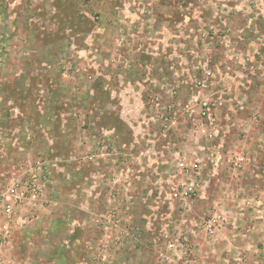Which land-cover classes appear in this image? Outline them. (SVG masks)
<instances>
[{"label":"rangeland","instance_id":"1","mask_svg":"<svg viewBox=\"0 0 264 264\" xmlns=\"http://www.w3.org/2000/svg\"><path fill=\"white\" fill-rule=\"evenodd\" d=\"M204 98L221 105L217 131L207 126L204 136L193 132L186 143L189 153L206 149L203 169L212 166L188 206L185 226L195 231L210 216L220 218L219 230L231 225L209 201L224 191L214 188L221 172L248 165L264 179V0H0V264H115L124 251L103 253L97 214L107 206L88 197L83 158L91 150L122 148L131 153L127 165L134 171L141 165L146 174L153 158L136 157L147 148L144 141L130 146L136 126L129 105H142L145 119L156 100ZM221 115L230 120L222 124ZM144 123H136L137 135L148 138ZM248 135L257 146L252 157L229 145ZM38 162L33 178L29 168ZM25 181L45 198L28 205L15 199ZM131 188L136 202L121 211L141 229L139 240L149 235L146 261L166 264L157 258L166 253L160 231L166 223L183 227L181 206L146 200L154 192L149 179ZM250 190L257 197L245 207L264 225L261 187ZM25 213L32 221L21 227ZM152 214L161 216L147 217ZM125 252L118 264H136V252ZM190 254L192 245L184 257Z\"/></svg>","mask_w":264,"mask_h":264},{"label":"built area","instance_id":"2","mask_svg":"<svg viewBox=\"0 0 264 264\" xmlns=\"http://www.w3.org/2000/svg\"><path fill=\"white\" fill-rule=\"evenodd\" d=\"M203 74L207 78L212 76V72L206 70H203ZM201 87H205L204 82L201 83ZM134 102L129 105L130 114L133 116L129 119L134 120L133 126H136L132 129L135 139L130 146L141 147V142L144 141V147L147 148L136 150L135 152H139L136 157L151 156L153 158L151 166H149L146 174L142 172L141 165L134 171L126 162L128 155L131 153H126L127 150L122 148L107 149L103 147L98 150H91L83 158L89 170L86 178L87 195L88 197L101 199L107 206L106 212L97 214V220L102 225V238L99 241L103 243V253L113 250L114 253L123 252L126 247V244H123L124 241L127 244H136L140 241L141 229L129 222L125 213L121 211V209L128 210L135 204L136 201L131 193V187L136 184L137 180L141 178L150 180L154 192H149L146 195V200L150 197L151 203L166 205L170 209H173V205H180L183 211L180 215L183 227H175L170 231L168 229L160 231L161 241L163 240L166 253L162 254L158 251L157 258L167 264L171 260V254L176 253L184 257L191 252V237L195 235L197 230L185 226L186 215L195 191L198 187H202V183H206L205 180L201 179L204 169L203 156L200 155L206 149L202 148L199 152L189 153L186 143L191 140L193 132L197 137L204 136L207 126L210 130L217 131L216 111L221 103L217 102L215 104L206 100V98L201 101L192 99L187 102L176 103L156 100L149 107L151 116L144 119L141 116L143 106L140 105L141 107H139V104ZM197 104L200 106L198 111L195 110ZM139 120L145 122L143 124L145 127H150L148 138L137 135L139 131L136 128L142 127L136 125ZM178 127V133L182 129L179 135L175 133V129ZM189 155H191L190 158ZM242 161L243 158H239L237 161H233V165L236 167ZM37 171H41L40 162L34 168H29L33 178L38 176ZM33 185L31 186L27 181L21 182L20 190L22 189V191L16 190L15 199L28 205L36 197L45 198V192L41 188L36 190ZM43 187H45V182ZM158 216H161V214H152L147 217L155 218ZM165 216L168 218L170 214L165 213ZM21 219V227H26L32 221L31 215L27 213ZM219 227L220 218L210 216L201 221L198 230L203 231L211 241ZM3 231V236L9 238L11 235L10 229L3 227ZM113 237L116 238L113 242L117 243L114 247L110 246ZM153 241L154 243L157 242L155 239ZM107 263H109V260Z\"/></svg>","mask_w":264,"mask_h":264},{"label":"crops","instance_id":"3","mask_svg":"<svg viewBox=\"0 0 264 264\" xmlns=\"http://www.w3.org/2000/svg\"><path fill=\"white\" fill-rule=\"evenodd\" d=\"M229 118L230 117H222L221 115L220 121L222 124H224ZM247 124L252 125L251 122H247ZM247 137H249V135L241 141L237 140L236 138V140L231 138V143L229 145L230 148L235 149L241 145L243 148H245L246 153L252 157L255 154L254 149L257 146L256 142L253 141L254 139H249V142H247ZM222 140L223 139L219 141L222 142ZM211 167L212 166H207L203 170L202 178L207 177V172L209 173V168ZM214 169L216 168H213V172ZM223 172L220 173L222 176L218 175L220 178L217 180L218 184H214V188L221 190V192L223 190L224 191L223 193H219V195L217 191L215 197L212 198V200L209 198V201H213V204L218 203L221 206L219 210H221V212L222 209L224 210L222 213L227 219L226 222L230 221L231 225L229 227H225L224 229H218L215 237L211 241H209L203 231L197 230L195 235L191 237L193 253L192 257L191 254L186 258L179 254L173 253L171 254V260L167 264H264V256H261L263 259L261 261L256 259L259 255H256L255 258L256 253H263L264 255V225L255 223V220L252 217L253 214L251 211H248L250 209L245 207L246 203L251 204V202H255V197H257V195L254 193V195L251 194L252 190H250L253 187H261L259 198L264 200V179L259 180L256 174L253 176L252 168L248 165L244 166L238 172L236 170H234V172H232V170H225V172ZM204 199L206 198L203 197L201 201H198V204L203 203ZM229 200L230 202H228ZM199 215L200 214H197V217ZM236 221L237 223L233 224V222ZM171 224L172 223H169V225H167L166 223V228L168 227L169 231L173 229H169ZM148 236H144V241H150V237L148 239ZM144 241L140 239V241H138L136 244H126V247H124L125 249L127 248L134 253L136 252V264H139L140 262L141 264H157L155 261L154 263H152L150 260L146 261L147 256H149V251H145L146 247L143 246V244H146ZM125 249L123 253L114 256L117 258L115 264H118V261L120 262L123 256H127L129 254L125 252L127 251ZM130 262H132V260H130Z\"/></svg>","mask_w":264,"mask_h":264}]
</instances>
